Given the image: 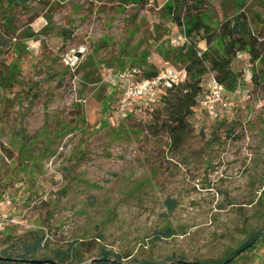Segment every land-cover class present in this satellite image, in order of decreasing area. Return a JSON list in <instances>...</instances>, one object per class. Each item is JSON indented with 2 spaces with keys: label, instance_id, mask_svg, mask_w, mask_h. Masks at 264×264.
Here are the masks:
<instances>
[{
  "label": "rangeland",
  "instance_id": "1",
  "mask_svg": "<svg viewBox=\"0 0 264 264\" xmlns=\"http://www.w3.org/2000/svg\"><path fill=\"white\" fill-rule=\"evenodd\" d=\"M167 1L0 0L13 35L0 48V257L56 264L74 245L63 264H95L103 251L122 264L195 263L264 230V58L237 54L227 111L198 106L178 147L147 130L161 103L117 112L122 62L161 70L158 45L187 42L162 16ZM206 1L213 28L243 14L264 55V0ZM41 236L26 255L19 240ZM232 259L264 264V240Z\"/></svg>",
  "mask_w": 264,
  "mask_h": 264
},
{
  "label": "trees",
  "instance_id": "2",
  "mask_svg": "<svg viewBox=\"0 0 264 264\" xmlns=\"http://www.w3.org/2000/svg\"><path fill=\"white\" fill-rule=\"evenodd\" d=\"M22 1L24 0H7L9 6ZM125 1L129 0H122V2ZM131 1L142 2V0ZM231 1L236 3V0ZM206 5V0H168L161 9L162 16H165L172 25L179 29V33L184 35L187 42L182 46H173L169 43L160 44L157 47V53L166 61L164 67L183 68L186 72V79L172 85L170 88L159 90L156 102L161 103V107L151 111L152 117L147 125V130L154 135L164 133L168 137L170 144L176 147L180 146L191 133L192 128L189 118L198 107V99L204 90V76L209 72H213L215 78L223 85L225 90L233 92L237 88L239 75L232 70L231 66L237 54L247 52L251 56L252 61L264 58V55H260V51H258V47L261 45L260 39L258 35H254L248 29L246 18L243 17V14L233 20L222 21L218 28H213L210 21L213 10L206 9ZM38 16L35 15L28 20V30H30L31 23ZM11 21L12 17L10 14L3 17L2 25H0V48L7 46L4 32L7 34L8 30L12 28ZM179 33L176 32V35H179ZM7 35L9 38H13V35ZM176 35L173 34V38ZM31 36L32 33L24 35L26 38ZM201 39L206 44L204 50H199L197 47V43ZM133 63L126 68V64L123 61L121 69L118 70L119 73L123 71H130L131 73L140 71L142 76L150 78L157 75L160 71L155 65L144 66L143 64L145 63H140L135 66ZM0 80L8 82L9 79L3 73ZM1 86L5 87V84ZM131 112L127 111L124 116ZM163 234L165 237L169 236L171 231L167 230ZM262 240H264V230L254 231L235 250L230 251L221 259L213 261L203 260L195 263L184 262L182 264H231L229 262L234 260L232 259L233 257L253 252L256 245ZM41 241L42 236L33 244L19 240V245H23L26 248L25 253L28 255L36 250ZM75 247L73 245L65 252H61L56 264H63L69 256H75ZM6 252L8 251H4L5 256L8 255ZM110 255V252L103 251L102 257L94 259L93 262L95 264H122L120 262L121 257L117 256L110 259ZM44 260H37L42 261L41 263H33L34 259L15 260L1 256L0 264H50ZM143 264L149 263L145 262ZM178 264H181V262L178 261Z\"/></svg>",
  "mask_w": 264,
  "mask_h": 264
},
{
  "label": "built area",
  "instance_id": "3",
  "mask_svg": "<svg viewBox=\"0 0 264 264\" xmlns=\"http://www.w3.org/2000/svg\"><path fill=\"white\" fill-rule=\"evenodd\" d=\"M184 79H186L185 70L172 66L162 68L157 75L150 78L142 76L140 71L134 73L123 71L113 77L114 82L112 83L121 87V95L116 107L117 112L124 116L128 110H139L142 107L151 106L157 101L160 89L170 88ZM205 85V89L198 99V106L210 113L211 117L218 118L228 109L225 89L214 74H210Z\"/></svg>",
  "mask_w": 264,
  "mask_h": 264
},
{
  "label": "water",
  "instance_id": "4",
  "mask_svg": "<svg viewBox=\"0 0 264 264\" xmlns=\"http://www.w3.org/2000/svg\"><path fill=\"white\" fill-rule=\"evenodd\" d=\"M32 262H33V263H41L42 261H37V260H35V261H32ZM45 262L50 263V264H55V262H52V261H50V260L45 261Z\"/></svg>",
  "mask_w": 264,
  "mask_h": 264
}]
</instances>
